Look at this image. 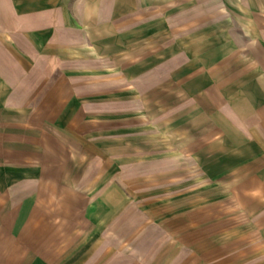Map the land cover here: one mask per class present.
Masks as SVG:
<instances>
[{"label": "crops", "instance_id": "crops-1", "mask_svg": "<svg viewBox=\"0 0 264 264\" xmlns=\"http://www.w3.org/2000/svg\"><path fill=\"white\" fill-rule=\"evenodd\" d=\"M248 3L249 16L264 17V7ZM114 15H123L114 0H0V264H257L264 219L252 233V193L264 192V23L254 35L248 22L243 46L219 39L231 51L210 62L233 53L237 70L199 71L197 56L176 59V91L161 90L149 114L154 125L168 121L173 141L124 140L117 161L125 170L106 186L113 160L98 152L80 115L97 104L70 81L121 77L76 66L123 67L127 58L112 56L107 39ZM96 31L104 39L93 40ZM137 87L139 106L145 90ZM178 164L234 196L194 210L187 192L171 194L175 180L144 183L170 177ZM231 231L239 233L233 244Z\"/></svg>", "mask_w": 264, "mask_h": 264}, {"label": "rangeland", "instance_id": "rangeland-1", "mask_svg": "<svg viewBox=\"0 0 264 264\" xmlns=\"http://www.w3.org/2000/svg\"><path fill=\"white\" fill-rule=\"evenodd\" d=\"M263 2L264 0H252V8L263 9ZM115 3L114 0V8H123V15L113 16V27L107 39H112V56L115 57L124 53L123 59L127 58L126 65L123 63V67L120 65L114 67L113 65V68L100 69L98 67L89 70L83 68L87 66V62L81 61L80 65L76 64V66H80L78 71L91 72V75H94L95 72L99 75L98 73L101 71L116 69L119 71H115V73H120L121 77L111 80L108 78L106 80L86 78L70 81L75 85L85 103L97 104L93 106L91 111L82 112L80 115L82 116V123L86 127L85 131L97 142L98 152L105 155L103 158L113 160V164L109 166L110 174L106 177V186L111 182L110 180L119 181L121 179L124 168L117 160L124 155V153L119 152L127 144H121L124 140L139 135L143 138L139 142L146 143V145L161 142L162 147H167L168 141H173L172 138H168L167 132L170 129L167 124L168 121L161 120L160 126L154 125L149 121V114L155 106L159 105L158 100L162 97H159L161 90V93H166L165 95L171 91H176L172 88L174 77L171 74L176 71L175 67L180 66L179 62H175L176 59L197 56L201 63L194 65V68L198 67L199 71L201 67L206 68V72L209 69V71L217 73L221 71L224 65H227V71L237 70L239 64L232 62L233 53L226 55L218 63L210 62L213 59L211 55L216 56L220 52L223 53V50L226 53L231 51L222 48L223 42L221 44L219 39L223 36V39L228 38L231 45L236 46V48L243 46L248 42V37L244 36L245 33L248 34V22H252L254 35L258 34L260 25L264 23V17L259 13L255 15L253 12V15L249 16L248 0H243V3L238 0H172L166 3L160 2L156 9H151L150 4L144 3L143 0H123L122 5H120V1H118V5ZM229 18H232L233 21L229 22ZM97 20L99 23V17ZM91 37L93 40H100L104 39V34L96 31L91 33ZM220 44L221 47H218ZM203 54H209L211 57L205 60L202 58ZM76 56L83 59L85 54ZM207 61L208 63H206ZM89 63L93 64L94 62L90 61ZM97 63L100 64L98 61ZM142 77H144L143 80H141ZM139 84L145 90V94L142 96L141 105L138 106L137 94L140 93V90L137 86ZM110 87L112 88L111 91L102 92L106 91L105 89H110ZM153 90L157 91L156 97L152 94ZM95 92H97V96H94ZM88 100L91 103H88ZM70 114L73 115V113ZM78 114L75 113L74 116ZM137 123H139L138 128ZM127 126L130 129L129 135H122V132L127 130ZM133 131L134 134H131ZM151 150L153 149L142 152L145 154ZM186 170L184 166L181 167L178 164L176 168L170 170L171 173L175 172L170 177L155 174L152 179L149 178L144 183L168 182L164 181L168 178L172 181L175 180L176 182L170 186L171 194L176 196L187 192L188 198L197 201L194 202V210H199L204 206H214L223 201H228L234 196L233 192L222 190L211 179L187 174ZM146 178L148 177L146 176ZM175 188L176 191H174ZM96 194H99L98 191ZM133 198L136 200V197ZM252 211L255 212L252 215L253 233L259 230V220L264 219V192L252 193ZM97 226V232L101 233L105 224L102 223ZM227 234L228 236L231 235L230 237L233 236L229 243L233 244L237 241L234 236H237L238 232L231 231ZM257 253H264V251ZM263 260L264 254L257 255V264L262 263Z\"/></svg>", "mask_w": 264, "mask_h": 264}, {"label": "bare ground", "instance_id": "bare-ground-1", "mask_svg": "<svg viewBox=\"0 0 264 264\" xmlns=\"http://www.w3.org/2000/svg\"><path fill=\"white\" fill-rule=\"evenodd\" d=\"M143 1H144V3L150 4V6H151L150 8L151 9H154V8L156 9V7H158V5H159L160 2H165L166 3V2H171L172 0H143ZM228 21L229 22H232L233 19L232 18H229ZM115 71H119V70H116V69H112L111 70V69H109V72L110 73L111 72L112 73H115Z\"/></svg>", "mask_w": 264, "mask_h": 264}]
</instances>
